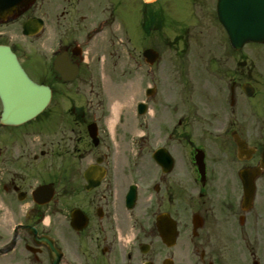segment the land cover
<instances>
[{
	"label": "flooded vegetation",
	"instance_id": "flooded-vegetation-1",
	"mask_svg": "<svg viewBox=\"0 0 264 264\" xmlns=\"http://www.w3.org/2000/svg\"><path fill=\"white\" fill-rule=\"evenodd\" d=\"M218 2L189 0L181 21L168 0H0V43L52 90L45 111L19 124L4 122L0 96V245L16 239L0 264H53L31 227L54 239L58 264H264V40L232 44ZM128 3L158 101L134 121L111 117L102 79L133 70L106 65L115 44L135 41L131 21L120 22ZM171 23L170 117L161 73ZM149 47L159 53L151 64ZM161 146L174 157L167 172L150 155ZM166 211L172 246L157 226Z\"/></svg>",
	"mask_w": 264,
	"mask_h": 264
},
{
	"label": "rangeland",
	"instance_id": "rangeland-1",
	"mask_svg": "<svg viewBox=\"0 0 264 264\" xmlns=\"http://www.w3.org/2000/svg\"><path fill=\"white\" fill-rule=\"evenodd\" d=\"M168 17L176 18L188 21L191 16L189 15V0H168ZM121 10H119V14H121L120 22L124 23V20L129 19L132 26V35L135 37L134 43L130 48L121 47L118 44H115L112 49H116V54L107 56L106 62L116 60L119 65H127L133 67V70L128 73H117L115 71L106 74H103V81L105 82L106 92L108 94L107 100L109 101L110 109H112L113 103H120V114L126 116L127 119L134 121V107L138 100L145 99V87L148 83L151 82L152 72L151 69L147 73L145 72L146 64L142 61L139 56L142 49H144L148 44L146 39L141 40V35L139 34L140 28L136 23L137 16L134 10L133 4H122ZM117 26V25H115ZM165 36V44L162 49L165 57L166 63L164 64V91L165 95L168 97V100L165 101L166 111L168 113H176L174 109H176V95L174 94V84L176 83V72L172 71L173 63L171 60V56L174 55L175 49L173 46L167 44L170 39H172L176 35V23H171L170 26L166 29L164 34ZM170 35V37H168ZM108 36V32L102 33L101 37L106 40ZM109 37H115V34L111 31ZM115 39H117L115 37ZM149 39V38H148ZM147 39V40H148ZM150 43V40L148 41ZM136 43V44H135ZM132 49V50H131ZM121 55V57H119ZM127 55L129 57H127ZM108 64V63H107ZM160 74V77H161ZM156 78V74H153ZM140 91V92H139ZM117 95V97L115 96ZM102 99H106L101 94ZM151 99V100H150ZM174 99V104H173ZM150 101L157 100L155 97L149 98ZM134 123V122H133ZM166 205V203H165Z\"/></svg>",
	"mask_w": 264,
	"mask_h": 264
},
{
	"label": "water",
	"instance_id": "water-1",
	"mask_svg": "<svg viewBox=\"0 0 264 264\" xmlns=\"http://www.w3.org/2000/svg\"><path fill=\"white\" fill-rule=\"evenodd\" d=\"M244 6V24L231 26L232 34L234 38L239 37L237 40L241 37L259 39L264 36V0H245ZM0 93L5 105L4 119L8 123L24 121L38 114L51 97V90L32 81L10 47L3 45L0 46ZM159 158L162 162L170 161L166 154H159ZM164 233L166 240L170 239L167 226Z\"/></svg>",
	"mask_w": 264,
	"mask_h": 264
},
{
	"label": "bare ground",
	"instance_id": "bare-ground-1",
	"mask_svg": "<svg viewBox=\"0 0 264 264\" xmlns=\"http://www.w3.org/2000/svg\"><path fill=\"white\" fill-rule=\"evenodd\" d=\"M118 106H119V105H115V106H114V111H115L116 113H117V110H118Z\"/></svg>",
	"mask_w": 264,
	"mask_h": 264
}]
</instances>
